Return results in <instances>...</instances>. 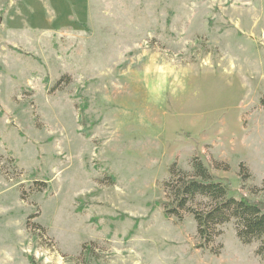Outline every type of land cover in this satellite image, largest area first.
I'll return each instance as SVG.
<instances>
[{
  "label": "rangeland",
  "instance_id": "rangeland-1",
  "mask_svg": "<svg viewBox=\"0 0 264 264\" xmlns=\"http://www.w3.org/2000/svg\"><path fill=\"white\" fill-rule=\"evenodd\" d=\"M263 97L264 0H0V264H264L163 207L197 157L264 200Z\"/></svg>",
  "mask_w": 264,
  "mask_h": 264
},
{
  "label": "trees",
  "instance_id": "trees-1",
  "mask_svg": "<svg viewBox=\"0 0 264 264\" xmlns=\"http://www.w3.org/2000/svg\"><path fill=\"white\" fill-rule=\"evenodd\" d=\"M262 107L264 109V97ZM241 169V179L245 183L251 175L244 165ZM170 174L163 186L165 215L179 221L187 214L194 217L200 240L198 249L208 250L222 234L220 228L234 222L240 241L245 245L259 243L257 255L264 260V200L231 196L230 184L217 178L198 157L192 160L191 174L181 170L176 163ZM253 189L264 197V182Z\"/></svg>",
  "mask_w": 264,
  "mask_h": 264
}]
</instances>
